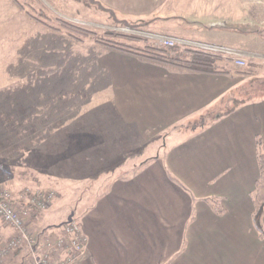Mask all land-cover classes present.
<instances>
[{
  "label": "crops",
  "instance_id": "obj_1",
  "mask_svg": "<svg viewBox=\"0 0 264 264\" xmlns=\"http://www.w3.org/2000/svg\"><path fill=\"white\" fill-rule=\"evenodd\" d=\"M105 1L118 19L136 25L157 11V18L200 24L155 26L180 41L253 51L246 44L255 33V0ZM106 62L119 77L112 92L121 118L139 132H170L156 155L111 181L81 218L87 253L78 264H264L251 200L264 94L245 88L255 81L251 71L191 72L115 51ZM193 118L187 133L171 130ZM208 196L221 200L222 213L213 212Z\"/></svg>",
  "mask_w": 264,
  "mask_h": 264
},
{
  "label": "rangeland",
  "instance_id": "obj_2",
  "mask_svg": "<svg viewBox=\"0 0 264 264\" xmlns=\"http://www.w3.org/2000/svg\"><path fill=\"white\" fill-rule=\"evenodd\" d=\"M105 7V0H0V200L13 207L24 233L0 213V264H78L87 253L81 218L111 181L129 176L166 143L170 131L139 132L118 113L112 89L119 77L106 62L113 51L51 26L62 18L98 35L111 30L161 44V36L175 37L155 32V26L175 31L200 24L157 18V11L136 25ZM252 8L255 33L246 46L253 51L248 56L233 51L232 57L245 59V65H234L254 75L245 88H254L256 96L264 94V0H255ZM39 12L49 26L28 14ZM193 121L171 130L187 133ZM133 152L137 156L129 158ZM47 194L43 206L32 200L38 203ZM32 211L40 215L34 225ZM71 211V221L59 225ZM4 227L11 233L5 235Z\"/></svg>",
  "mask_w": 264,
  "mask_h": 264
},
{
  "label": "trees",
  "instance_id": "obj_3",
  "mask_svg": "<svg viewBox=\"0 0 264 264\" xmlns=\"http://www.w3.org/2000/svg\"><path fill=\"white\" fill-rule=\"evenodd\" d=\"M98 4L101 3L98 2ZM106 9L110 14L115 15L112 9ZM28 14L36 22L48 25L45 20L46 15L41 12L38 13V16H33L31 13ZM41 16L44 17V19ZM121 21L127 23L124 20ZM56 22L58 25L51 26L52 28L63 29L68 36L76 40H83L91 37L94 38L95 42L106 49L130 55L146 62L191 72L228 74L238 71V67L234 65V59L232 57L234 54L228 53V55H226L221 51L189 46L183 43L167 46L152 42L148 39L120 34L111 30L103 31L101 35H98L85 26L66 21L62 18L56 19ZM139 152L140 151H138V153ZM129 154V158H135L137 156L136 152ZM126 155L127 154H123L120 156L121 158L117 157L113 159L112 165L118 166L117 164L123 161ZM255 157L258 167V177L254 181V188L251 192L253 204L252 220L259 237H262L264 236V226L262 224V216L264 215V141L260 137H256L255 139ZM206 201L209 203L213 212L220 214L224 211V207L218 197L208 196ZM39 218L40 215H38L36 211L30 213V219L33 225L37 223L36 221H38ZM47 227L54 228L53 230L59 229L55 225H49Z\"/></svg>",
  "mask_w": 264,
  "mask_h": 264
},
{
  "label": "built area",
  "instance_id": "obj_4",
  "mask_svg": "<svg viewBox=\"0 0 264 264\" xmlns=\"http://www.w3.org/2000/svg\"><path fill=\"white\" fill-rule=\"evenodd\" d=\"M159 41H160V43L162 45H167V46H173V45H175L176 43L179 42L175 38L173 39L171 37H166V36H161ZM199 47H203V48H207V49H211V50H215V51L217 49H223L222 47H217V46H213V45H208V46L200 45ZM223 50H225L227 53L235 54L232 50H228V49H223ZM234 62L237 65H245V59L236 58L234 60ZM49 197H50V194H47L46 196H43L42 199H40L38 201V203L35 201L36 200V197L32 198V200L36 204H38L40 206H43L45 204L44 201H47ZM13 211H14L13 210V207H11L10 205L9 206L6 205V203L4 202V200H0V213L3 214L4 219L6 221L8 220V223H10L11 225L15 226L16 228L21 229L20 224L22 223V220L19 218V216L15 215ZM65 231L68 232V231H71V230L70 229L68 230V227H67ZM21 233H22V235L24 234L23 231H22V229H21ZM58 241H61V238L58 239ZM13 244H14V242H13Z\"/></svg>",
  "mask_w": 264,
  "mask_h": 264
},
{
  "label": "water",
  "instance_id": "obj_5",
  "mask_svg": "<svg viewBox=\"0 0 264 264\" xmlns=\"http://www.w3.org/2000/svg\"><path fill=\"white\" fill-rule=\"evenodd\" d=\"M72 214H73V211H71L70 214L67 216L66 220H64L63 222H61L59 225L64 224V223H67V222H70L71 219H72Z\"/></svg>",
  "mask_w": 264,
  "mask_h": 264
}]
</instances>
